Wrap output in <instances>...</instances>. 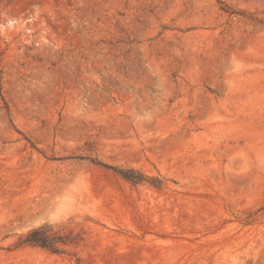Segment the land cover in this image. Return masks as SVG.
Here are the masks:
<instances>
[{
	"label": "rangeland",
	"instance_id": "374dc122",
	"mask_svg": "<svg viewBox=\"0 0 264 264\" xmlns=\"http://www.w3.org/2000/svg\"><path fill=\"white\" fill-rule=\"evenodd\" d=\"M0 264H264V0H0Z\"/></svg>",
	"mask_w": 264,
	"mask_h": 264
},
{
	"label": "trees",
	"instance_id": "16d2710c",
	"mask_svg": "<svg viewBox=\"0 0 264 264\" xmlns=\"http://www.w3.org/2000/svg\"><path fill=\"white\" fill-rule=\"evenodd\" d=\"M92 160L97 164H100L104 167L114 170L115 172L121 174L123 177L130 180L142 181L148 178L144 174L133 169H123L118 166L109 165L98 159H92ZM151 182L156 186L157 185L159 186L162 181L159 178H157V179H152ZM69 242L70 243L74 242V238L70 237L69 235L54 231L52 224L45 223L41 226L28 230L25 234H23L20 237L16 245L39 246L42 248H46L52 252H64L65 250L64 246L67 245Z\"/></svg>",
	"mask_w": 264,
	"mask_h": 264
}]
</instances>
